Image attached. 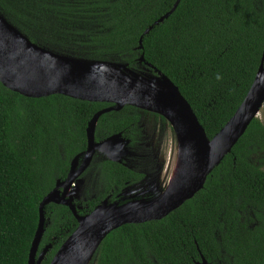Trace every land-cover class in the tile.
Masks as SVG:
<instances>
[{
    "label": "trees",
    "instance_id": "16d2710c",
    "mask_svg": "<svg viewBox=\"0 0 264 264\" xmlns=\"http://www.w3.org/2000/svg\"><path fill=\"white\" fill-rule=\"evenodd\" d=\"M176 1L0 0V13L54 52L163 72L211 139L242 104L264 58V0H181L155 25ZM113 105L63 94L27 97L0 81V264H28L41 201L87 148L90 120ZM147 112L131 105L106 112L97 134H121L135 146L143 141ZM101 166L103 190L77 203L80 215L109 195L116 200L139 177L119 162L105 160ZM45 217L38 252L50 244L41 263L50 264L78 220L70 207L53 202L45 206ZM202 254L211 264H264V120L259 117L193 198L162 219L113 230L90 264H197Z\"/></svg>",
    "mask_w": 264,
    "mask_h": 264
},
{
    "label": "water",
    "instance_id": "95a60500",
    "mask_svg": "<svg viewBox=\"0 0 264 264\" xmlns=\"http://www.w3.org/2000/svg\"><path fill=\"white\" fill-rule=\"evenodd\" d=\"M180 2L181 0H177L173 8L159 18L155 25L168 18ZM152 28L153 25L145 34ZM140 43L142 48V37ZM141 60H145L144 55ZM0 81L7 88L27 97L63 94L85 101L114 104L100 110L90 120L87 127L86 160L96 150L115 162H122L129 153L130 142L121 134L95 142V127L101 115L112 110H121L126 105L165 118L176 133L179 149L177 158L182 153L184 156L180 173L170 191L167 190L170 184H165L161 190L155 191V195L147 198L140 196L141 193L133 196L129 192L133 191L132 188L127 187L129 190H124L123 200L110 201L107 197L84 215L77 212L78 208L73 202L76 187L71 185L79 173L77 167L80 155L75 156L66 179H58L55 187L39 205V224L28 264H41L51 247L49 244L38 252L44 235L46 205L52 202L64 204L70 207L78 220L77 228L61 245L50 264H90L102 242L113 230L124 224L162 219L193 198L205 186L209 174L232 151L251 122L258 117L264 105L263 58L242 104L224 127L210 139L191 104L179 87L163 72L158 71L156 74L136 71L122 63L90 60L54 52L34 43L1 13ZM197 264L211 263L202 254Z\"/></svg>",
    "mask_w": 264,
    "mask_h": 264
},
{
    "label": "flooded vegetation",
    "instance_id": "af4514ba",
    "mask_svg": "<svg viewBox=\"0 0 264 264\" xmlns=\"http://www.w3.org/2000/svg\"><path fill=\"white\" fill-rule=\"evenodd\" d=\"M86 136H87V133H86ZM109 137H111V136H109ZM109 137L102 138V137L98 136L97 126L95 127V142L104 141L105 139H107ZM87 148H88V138H87ZM87 148L76 154V156L80 155V157L78 159L79 161H78L77 170L78 169L80 170L82 168V166H85L86 168L85 167L82 168L81 171L85 170L86 173L89 172V174L88 175L83 174V176L80 174L77 176V178L75 177L76 179L74 178V181H73L71 187H76V191H75V194L73 196V199H74L73 202L75 204L87 201L86 198H83L80 195V187H82L83 185L86 184L87 179H89V180L93 179V182L95 184L98 183V185L100 186V191L103 190V186L105 184L104 183L105 175H103L102 168H101L103 166H101V165L105 160H110V159H108V157L103 152L96 150L92 153V156L90 157V159L86 160L85 154H86ZM86 161H88V163H85ZM119 163L124 164L125 166L129 167L130 169L137 170L138 172L137 171L136 172L139 173V175H138L139 177L135 182H132V183L126 185L125 187H123L116 194V197H117L116 200H123L124 190L125 191L129 190V189H127V187L132 188L133 191L130 190L129 192H132L133 196H134V194L141 193L142 195H140V196L148 198V197H152L153 195H155V193L158 190H161V188L164 186V185H161L160 183H158L159 181H161V177L158 178V174L160 173V167L157 165V163L155 161L153 151L151 150V148L147 144L145 133H144L143 141L138 142L135 146L132 145L131 142L129 143V153L126 154V157H124L122 162H119ZM128 183H129V181H128ZM70 191L71 190H68V192H70ZM99 192H95L91 196V198L96 197L99 194ZM142 192H144V193H142ZM107 197H109V199H110V195ZM113 201H115V200H113ZM78 205L80 206V204H77L76 206H78Z\"/></svg>",
    "mask_w": 264,
    "mask_h": 264
},
{
    "label": "rangeland",
    "instance_id": "374dc122",
    "mask_svg": "<svg viewBox=\"0 0 264 264\" xmlns=\"http://www.w3.org/2000/svg\"><path fill=\"white\" fill-rule=\"evenodd\" d=\"M258 117L261 120H264V105L262 106ZM143 126L144 133L146 134L147 144L153 151L155 161L160 167L158 178L161 177V181H159L158 183H160L161 185H165L169 181L171 168L178 151V141L176 133L171 124L166 119L161 116H156L151 112H147L144 114ZM78 171L79 173L76 175V178L80 174L82 176L83 174H89V172L86 173L85 170L81 171L78 169ZM99 191L100 186L98 185V183L95 184L93 182V179H87L86 184L80 187V195L86 199L91 198V196L95 192Z\"/></svg>",
    "mask_w": 264,
    "mask_h": 264
},
{
    "label": "bare ground",
    "instance_id": "6f19581e",
    "mask_svg": "<svg viewBox=\"0 0 264 264\" xmlns=\"http://www.w3.org/2000/svg\"><path fill=\"white\" fill-rule=\"evenodd\" d=\"M181 150L183 151L182 147H181ZM178 151H179V149H178ZM178 151H177V153H178ZM183 161H184L183 153H182V155L180 154L178 156V158H177V154H176V158H175V160L173 162V166L171 168V172H170V176H169L170 178H169V181L168 182H169L170 185L167 188L168 191H170L171 189H173V184L176 181V178H177L178 174L180 173V169H181V166H182V162Z\"/></svg>",
    "mask_w": 264,
    "mask_h": 264
},
{
    "label": "clouds",
    "instance_id": "9594fccd",
    "mask_svg": "<svg viewBox=\"0 0 264 264\" xmlns=\"http://www.w3.org/2000/svg\"><path fill=\"white\" fill-rule=\"evenodd\" d=\"M167 185H169V182L167 183ZM166 188V187H165Z\"/></svg>",
    "mask_w": 264,
    "mask_h": 264
}]
</instances>
